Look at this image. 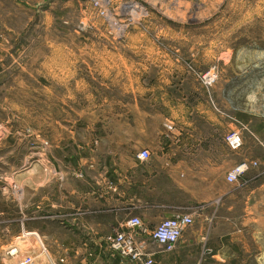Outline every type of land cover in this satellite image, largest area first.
<instances>
[{"label":"rangeland","instance_id":"obj_1","mask_svg":"<svg viewBox=\"0 0 264 264\" xmlns=\"http://www.w3.org/2000/svg\"><path fill=\"white\" fill-rule=\"evenodd\" d=\"M0 56V227L31 212L27 201L55 196L61 178L80 184L79 167L120 169L128 131L130 143L148 145L153 132L171 139L192 123L194 148L261 155L264 0H0ZM235 130L238 150L226 142ZM263 170L253 169L256 184ZM193 205L180 252L156 264H201L207 240ZM252 239L242 259L259 253Z\"/></svg>","mask_w":264,"mask_h":264},{"label":"crops","instance_id":"obj_2","mask_svg":"<svg viewBox=\"0 0 264 264\" xmlns=\"http://www.w3.org/2000/svg\"><path fill=\"white\" fill-rule=\"evenodd\" d=\"M27 70L25 65L21 71L27 76ZM185 123L190 124L187 131L178 130L171 139L162 130L153 132L148 145L140 139L130 143L128 131L122 152L127 157L120 169L111 162L79 167L75 175H84L80 184L69 188L61 178L55 196L48 191L36 207L27 201L23 206L31 212H21V218L19 214L12 218L13 225L0 227V251L6 255L0 264H17L27 255L35 258V264H132L106 245L107 235L133 216L154 227L164 218L190 212L194 203L202 205L201 231L207 240L201 264H264V194L257 193L264 187V175L256 184L252 170L232 184L234 191L226 190L228 172L244 159L258 160L264 169V144L255 136L260 157L246 148L239 152L194 148L198 128ZM144 149L151 152L145 161L137 157ZM89 170L94 172L85 179ZM46 185L49 190L50 179L40 186L46 189ZM214 202L221 205L211 212ZM247 236L260 245L256 257L248 260L242 259V253L254 249L248 247ZM14 248L17 253L9 259L7 252ZM166 256L159 254L157 263Z\"/></svg>","mask_w":264,"mask_h":264},{"label":"built area","instance_id":"obj_3","mask_svg":"<svg viewBox=\"0 0 264 264\" xmlns=\"http://www.w3.org/2000/svg\"><path fill=\"white\" fill-rule=\"evenodd\" d=\"M169 130H173L171 123L166 124ZM226 142L230 148L238 150L243 146L241 133L232 131L226 136ZM140 160H148L151 152L144 149L138 153ZM260 163L255 159H245L236 165L227 174V181L231 183L240 182L250 171L258 168ZM195 222L191 213H181L173 217L162 219L156 226L151 227L140 217L133 216L127 220L125 225L114 230L105 237L106 245L127 259L132 264H156L159 254L175 251L185 232ZM37 237L38 234H35ZM63 261V259H62ZM17 264H35V258L27 255Z\"/></svg>","mask_w":264,"mask_h":264},{"label":"bare ground","instance_id":"obj_4","mask_svg":"<svg viewBox=\"0 0 264 264\" xmlns=\"http://www.w3.org/2000/svg\"><path fill=\"white\" fill-rule=\"evenodd\" d=\"M117 34H119V33H117Z\"/></svg>","mask_w":264,"mask_h":264}]
</instances>
